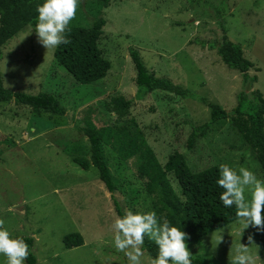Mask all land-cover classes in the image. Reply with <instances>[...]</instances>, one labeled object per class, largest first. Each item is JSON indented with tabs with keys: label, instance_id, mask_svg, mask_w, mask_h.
<instances>
[{
	"label": "rangeland",
	"instance_id": "374dc122",
	"mask_svg": "<svg viewBox=\"0 0 264 264\" xmlns=\"http://www.w3.org/2000/svg\"><path fill=\"white\" fill-rule=\"evenodd\" d=\"M226 4V36L253 64L248 73L257 81L251 90L264 99V0H227ZM201 10L186 0H110L103 9L95 0H81L70 24L84 27L100 12L105 25L98 48L109 63L105 77L88 85L74 82L56 65L53 49L46 51L38 44L30 27L1 46L3 86L31 95L51 94L64 109L59 117L35 114L12 101L0 103V219L12 238L33 239L32 252L39 264H128L113 246L111 225L116 215L96 169L81 170L71 162L75 157L89 159L88 143L80 132L86 117L97 128L133 119L161 165L176 151L193 172L226 163L250 167L264 179L254 153L245 150L232 129L230 117L212 135L186 149L190 127L207 121L209 105L229 112L241 89L240 74L228 70L214 50L194 42H217L221 36L216 22ZM130 48L137 50L148 72L202 95L205 103L161 91L134 100ZM116 95L131 100L122 120L103 107ZM101 149L123 213L125 209L156 211L155 201L144 194L143 182L136 177V158L122 161L109 147ZM168 179L176 190L170 174ZM75 232L83 244L65 250L61 238ZM248 236V229L235 221L187 245L192 255L209 264H228L236 246L247 244ZM258 255L264 261L260 248ZM141 261L150 264L151 258L144 254ZM0 264H5L2 255Z\"/></svg>",
	"mask_w": 264,
	"mask_h": 264
},
{
	"label": "trees",
	"instance_id": "16d2710c",
	"mask_svg": "<svg viewBox=\"0 0 264 264\" xmlns=\"http://www.w3.org/2000/svg\"><path fill=\"white\" fill-rule=\"evenodd\" d=\"M188 5L197 4L204 15L212 18L221 32L217 42L195 40L202 48L214 50L220 62L228 69L240 74L241 89L236 95V105L229 111H223L216 104L209 105L207 121L192 125L186 138L185 146L191 150L199 139L206 138L216 131L230 117V125L237 133L245 150L251 151L259 165L264 178V99L251 87L257 81L255 75H249L253 64L242 56L239 44L230 41L227 36L226 12L227 0H219L212 4L207 0H186ZM44 0H0V48L15 34L26 27L35 28L38 13L36 8ZM110 0H95L96 5L103 9L108 7ZM105 20L100 12L92 17L86 26L70 24L71 44L61 45L53 49L52 59L61 67L74 82L88 85L105 77L109 63L102 58L98 41L102 35ZM134 76V100H141L145 95L161 91L182 100H193L204 104L205 98L197 95L183 85L173 83L167 77H156L148 72L137 50H128ZM1 59V51H0ZM13 102L26 106L31 112L47 113L51 116H63L64 109L51 94L39 92L35 95L7 89L2 84L0 74V103ZM131 100L121 95L111 96L103 103L104 109L114 114L117 120L128 115ZM80 132L88 143L89 159L75 157L71 162L81 170L94 167L97 178L103 189L108 193L110 203L116 216L124 213L114 197L115 187L102 154V146L109 147L122 161L135 157L137 160L136 177L143 182V192L153 198L157 205V214L166 217L173 226L181 227L190 239L187 244H197L206 235L217 231L236 221L234 210L227 209L219 202V189L215 181L218 168L209 166L199 171H191L182 154L174 151L167 156L161 165L151 148L146 143L143 133L133 119L122 125H106L95 127L89 117L83 121ZM168 174L174 180L176 190L171 185ZM248 234L253 235L254 242L264 256V232L249 227ZM21 237V236H17ZM16 238V237H15ZM29 245V257L25 264H39L32 252L33 239L22 237ZM61 244L65 250L83 244L82 236L75 232L64 235ZM144 254L153 258L157 249L147 239ZM193 264H209L203 257L193 255Z\"/></svg>",
	"mask_w": 264,
	"mask_h": 264
},
{
	"label": "clouds",
	"instance_id": "9594fccd",
	"mask_svg": "<svg viewBox=\"0 0 264 264\" xmlns=\"http://www.w3.org/2000/svg\"><path fill=\"white\" fill-rule=\"evenodd\" d=\"M81 0H44L38 5L35 24L37 43L47 50L71 44L69 25L76 18ZM216 186L219 202L223 207L234 210L235 219L244 229L252 227L264 232V179L246 166L231 167L221 163L218 168ZM11 210V209H10ZM111 229L113 246L127 258L128 264H142L144 244L147 239L156 246L157 253L150 264H193V255L186 243L189 235L176 227L156 211L125 209L123 216H116ZM252 246L257 248L255 254ZM259 246L254 243L253 235L247 244L239 243L228 264H264L259 255ZM29 245L22 237L12 238L0 219V255L5 264H25L29 257Z\"/></svg>",
	"mask_w": 264,
	"mask_h": 264
}]
</instances>
